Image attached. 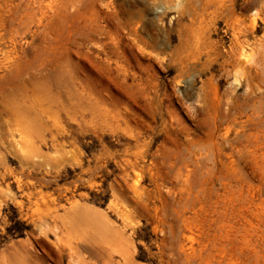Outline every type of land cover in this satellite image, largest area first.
<instances>
[{
	"label": "rangeland",
	"instance_id": "obj_1",
	"mask_svg": "<svg viewBox=\"0 0 264 264\" xmlns=\"http://www.w3.org/2000/svg\"><path fill=\"white\" fill-rule=\"evenodd\" d=\"M0 264H264V0H0Z\"/></svg>",
	"mask_w": 264,
	"mask_h": 264
}]
</instances>
